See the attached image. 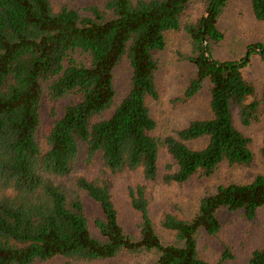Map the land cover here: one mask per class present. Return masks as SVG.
Listing matches in <instances>:
<instances>
[{"label": "trees", "instance_id": "trees-1", "mask_svg": "<svg viewBox=\"0 0 264 264\" xmlns=\"http://www.w3.org/2000/svg\"><path fill=\"white\" fill-rule=\"evenodd\" d=\"M194 2L204 12L185 16ZM229 0H103L79 10L51 0H0V264H36L60 258L87 264L123 254L149 257L150 264H211L199 243L215 237L218 211H241L253 220L264 206L263 173L243 182L219 184L203 195L190 218L167 213L153 221L144 184L127 189L138 214L135 233L119 224L108 175L137 172L182 184L212 176L221 166H250L255 160L246 129L264 118V89L241 68L253 51L264 61V44L253 42L240 61L218 60L224 34L218 23ZM251 15L264 21V0H249ZM183 29L185 58L194 72L184 88L188 100L206 87L209 116L190 120L172 134L156 135L149 100L158 98L156 54L169 32ZM130 68L127 93L116 100L114 70ZM72 94L61 114L39 136L43 95ZM54 114V111H52ZM237 117L238 123L234 117ZM97 163L93 174H73L79 156ZM84 196L99 209L90 217ZM229 257L224 248L221 258ZM248 264H264V246Z\"/></svg>", "mask_w": 264, "mask_h": 264}, {"label": "rangeland", "instance_id": "rangeland-1", "mask_svg": "<svg viewBox=\"0 0 264 264\" xmlns=\"http://www.w3.org/2000/svg\"><path fill=\"white\" fill-rule=\"evenodd\" d=\"M54 8L62 5L79 10L86 14L84 8L89 4L101 5L103 0H51ZM204 6L201 2H194L185 16V21H194L201 17ZM224 34V39L216 45L214 56L218 60L240 59L251 47L246 46L253 42L264 44V21H256L251 15L249 0H229L218 23ZM189 53L188 36L183 29L169 32L164 50L156 54L158 69L156 84L158 98L149 100L150 113L157 123L156 135L172 134L176 129L183 127L190 120L209 116V93L206 87L188 100L183 99L184 88L194 72L192 64L185 58ZM243 63L242 61H240ZM246 80L250 81L260 96L264 89V61L253 51L248 62L241 68ZM130 68L126 61L121 62L114 70V87L116 100H120L128 91ZM75 96L67 94L58 100H50L46 94L40 105L41 126L39 136L47 131L50 122L61 114L63 107L74 101ZM54 111V114H52ZM235 122L238 119L234 117ZM252 137V149L255 160L250 166H221L212 176L193 178L182 184H165L161 181L163 164L168 161L164 153L161 158L158 178L152 182H145L137 172H121L108 175L109 188L115 204L118 221L126 233H135L138 223V214L132 209L127 196L130 186L144 184L149 201L150 214L158 230L170 237L160 222L167 213L180 218H190L197 209L200 198L215 190L219 184L227 182H243L250 180L254 175L263 173L260 159V149L264 147V118L253 123L246 129ZM99 170L97 163H87L83 155L79 156L73 174H93ZM86 213L90 217L99 214V209L90 199L84 196ZM221 228L217 236L204 237L199 243L202 257L211 264H248L251 252L264 246V206H261L253 220L243 217L241 211L220 209L217 213ZM227 248L229 257L221 258ZM36 264H62L60 258L50 259ZM87 264H150L149 257L123 254L113 259L102 260Z\"/></svg>", "mask_w": 264, "mask_h": 264}]
</instances>
